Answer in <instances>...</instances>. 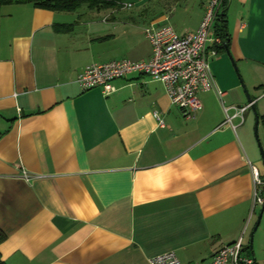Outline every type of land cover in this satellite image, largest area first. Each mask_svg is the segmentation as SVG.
<instances>
[{"label":"crops","instance_id":"obj_1","mask_svg":"<svg viewBox=\"0 0 264 264\" xmlns=\"http://www.w3.org/2000/svg\"><path fill=\"white\" fill-rule=\"evenodd\" d=\"M128 1L131 10L0 7L4 264H148L172 250L181 264H209L223 244L240 235L246 244L256 225L249 165L264 177L251 133L257 120L264 140V0H226L228 54L240 80L216 48L209 68L221 98L197 94L201 110L192 119L147 75L114 80L108 95L76 83L91 63L148 61L142 29L169 18L149 8L151 0ZM208 1L189 0L184 12L196 9L193 22L174 32L196 29ZM240 82L253 108L242 122L232 117L233 128L220 127L223 108L230 115L231 106L249 103ZM259 221L249 256L264 264V208Z\"/></svg>","mask_w":264,"mask_h":264},{"label":"built area","instance_id":"obj_2","mask_svg":"<svg viewBox=\"0 0 264 264\" xmlns=\"http://www.w3.org/2000/svg\"><path fill=\"white\" fill-rule=\"evenodd\" d=\"M112 3L118 9H129L132 3L128 0H104ZM224 0H210L205 5V12L201 21L193 31L188 34H178L173 27L163 18L162 21L150 20V23L142 29L143 35L149 41L151 55L146 60L132 61L130 59H114L110 62L91 63L82 69L77 76V84L87 91L93 87L99 88L102 95L115 92L116 87L112 85L116 79H124L129 73L147 75L152 81H158L165 88V94L173 106L180 109L186 119H192L201 110V102L197 94L211 91L215 96L221 98L222 91L214 83L210 71V58L215 56V51L222 38L213 32L216 14L221 12V2ZM251 103L243 107L231 106L233 113L228 114L229 108H223L224 124L234 127L230 121L237 116L242 120L243 112ZM153 116L163 127L160 114L154 111ZM250 164V163H249ZM252 174L253 191H251V212L264 203L261 195L263 181L257 169L249 165ZM24 178V174L22 173ZM245 244L240 235L235 242L223 244L210 259L209 264H255L254 260L245 254ZM148 264H181L177 259L176 252L164 251L158 255L147 258ZM195 264H204L198 262Z\"/></svg>","mask_w":264,"mask_h":264},{"label":"trees","instance_id":"obj_3","mask_svg":"<svg viewBox=\"0 0 264 264\" xmlns=\"http://www.w3.org/2000/svg\"><path fill=\"white\" fill-rule=\"evenodd\" d=\"M11 3H17L18 5L22 4H29L32 5L33 8H42L43 10H51L54 12H68L72 13L79 7L81 8L84 6L85 8H93V9H98L99 7H109L111 6L112 3H107L104 0H0V7L1 6H7ZM221 12L216 14L215 17V23L213 27V32L221 36L222 40V45L218 46V50H223L226 47H228V34L225 32V26H226V21L224 19V14L226 10V0L221 2ZM71 27L68 26H61L59 29H57L59 32L61 29H69ZM250 107H253V104H251ZM260 120L263 121L264 123V116H260ZM263 179V177H261ZM262 188H264L262 186ZM264 204V203H263ZM262 204V205H263ZM261 205V206H262ZM5 238V235H3L2 232H0V242L3 241ZM0 264H4L0 260Z\"/></svg>","mask_w":264,"mask_h":264},{"label":"rangeland","instance_id":"obj_4","mask_svg":"<svg viewBox=\"0 0 264 264\" xmlns=\"http://www.w3.org/2000/svg\"><path fill=\"white\" fill-rule=\"evenodd\" d=\"M131 1L134 2L136 0H131ZM188 1L189 0H151L150 4L148 6H149V8L151 7V9H153L154 11H157L159 13V15L162 13H166L168 18H169L168 21L172 25L173 30L175 32H178L180 30V27L185 26V25H189L190 23H192L193 18H194V14L196 15V9L195 8H193L192 10L188 9L186 12H184V7L186 6ZM131 9L132 8H129L128 10H131ZM128 13L131 14V12H128ZM142 25L143 24L140 22L139 26L141 27ZM215 52H217V51H215ZM212 59L213 58H210L209 60H212ZM229 61L231 63L230 67L235 72L236 79L238 80V76H240V73H239L238 69L236 68L235 64H234V66H235V68H234L232 65V61L230 59H229ZM239 80H238V82H239ZM240 85H241V82H240ZM241 88H243L242 85H241ZM253 127H254V125H253ZM253 127H251V133H252V139H253L252 143L256 147L258 157H260L262 159V158H264V140H263V138L261 139L259 137V133L257 131H255L257 133L255 136V132L253 131ZM259 139H261V140H259ZM263 179H264V177H263ZM255 209L258 210L257 207ZM249 236L250 235L248 233L247 238L245 237V241L247 243L244 246V248H245L244 256H247V257L251 254V249L248 247Z\"/></svg>","mask_w":264,"mask_h":264},{"label":"water","instance_id":"obj_5","mask_svg":"<svg viewBox=\"0 0 264 264\" xmlns=\"http://www.w3.org/2000/svg\"><path fill=\"white\" fill-rule=\"evenodd\" d=\"M225 53H226V55L227 56H229V54H228V51H229V49L226 47L225 48ZM229 58H230V60L232 61V65H233V67L235 68V66H234V64H235V62H234V60H233V58L232 57H230L229 56ZM236 70V69H235ZM241 85H242V87L244 88L243 89V92L245 93V95H246V97H247V100H248V102H249V104L252 102L251 101V99H250V97H249V95H247V92H246V90H245V86H244V84H243V82L241 83ZM253 108V107H252ZM256 120V119H255ZM256 126H257V120H256V123H255V127L253 128V131L255 132V128H256ZM256 132H255V136H256ZM263 159V161H264V158H262ZM263 208H264V204L260 207V212H259V214H258V216H257V218H256V225H255V227H253V229H251V231H250V233H249V241H248V247L250 248V249H252V247H251V242L253 241V233H254V231H255V229H257V227H258V225H259V223H260V215H262V211H263Z\"/></svg>","mask_w":264,"mask_h":264}]
</instances>
